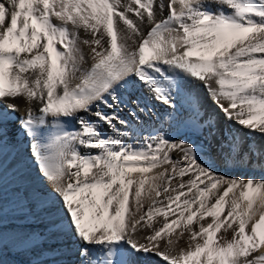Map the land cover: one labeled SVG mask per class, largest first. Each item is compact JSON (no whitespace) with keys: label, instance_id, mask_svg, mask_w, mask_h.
<instances>
[{"label":"snow or ice","instance_id":"snow-or-ice-1","mask_svg":"<svg viewBox=\"0 0 264 264\" xmlns=\"http://www.w3.org/2000/svg\"><path fill=\"white\" fill-rule=\"evenodd\" d=\"M10 256L264 264V0H0Z\"/></svg>","mask_w":264,"mask_h":264},{"label":"bare ground","instance_id":"bare-ground-1","mask_svg":"<svg viewBox=\"0 0 264 264\" xmlns=\"http://www.w3.org/2000/svg\"><path fill=\"white\" fill-rule=\"evenodd\" d=\"M84 51H85V54L87 55L88 52H89V49L87 47L84 48ZM91 61L89 60V65H90ZM88 66V65H86ZM199 91L202 95H204V97L207 99V102L209 104H211V100L207 98V93L204 91L203 87L200 86L199 88ZM15 103H17L20 107V113H18V115H22L24 114V111L25 109L27 108V104L25 103V101L23 99H18L15 101ZM38 107V105H37ZM213 108H215V105H212ZM217 113H219V109H216ZM220 115V119L221 121L225 124V125H230L232 128L234 129H237L241 132H244L246 130L240 128L239 125L233 123V122H230V121H226L224 120V117H223V114L222 113H219ZM72 125L74 127H78V125L75 123V121L72 122ZM107 130V129H105ZM111 134V133H110ZM85 151V150H82V152ZM92 151H95V150H92ZM85 154H89L87 152H85ZM230 175H236V176H243L245 179H247L249 176H252V177H255V178H260L261 177V173L259 172H235V173H230ZM33 228H35L36 230H41L43 228V225H40V224H36V225H33L32 226ZM6 259H9V260H16V261H19L20 264H26V261L28 260V257H24V256H18V257H6ZM154 259H157V258H154Z\"/></svg>","mask_w":264,"mask_h":264}]
</instances>
